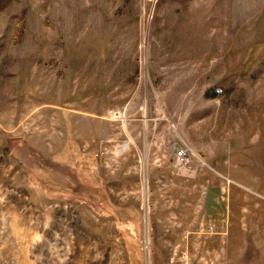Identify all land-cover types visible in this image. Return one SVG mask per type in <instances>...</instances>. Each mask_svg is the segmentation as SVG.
<instances>
[{
	"label": "rangeland",
	"instance_id": "1",
	"mask_svg": "<svg viewBox=\"0 0 264 264\" xmlns=\"http://www.w3.org/2000/svg\"><path fill=\"white\" fill-rule=\"evenodd\" d=\"M0 264H264V0H0Z\"/></svg>",
	"mask_w": 264,
	"mask_h": 264
},
{
	"label": "built area",
	"instance_id": "2",
	"mask_svg": "<svg viewBox=\"0 0 264 264\" xmlns=\"http://www.w3.org/2000/svg\"><path fill=\"white\" fill-rule=\"evenodd\" d=\"M186 156H187V152L185 150V148L183 147H177L174 149V157L175 160L178 164H185L186 163Z\"/></svg>",
	"mask_w": 264,
	"mask_h": 264
}]
</instances>
